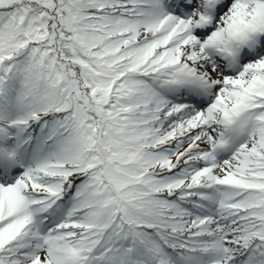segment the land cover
<instances>
[{"label": "snow or ice", "instance_id": "1", "mask_svg": "<svg viewBox=\"0 0 264 264\" xmlns=\"http://www.w3.org/2000/svg\"><path fill=\"white\" fill-rule=\"evenodd\" d=\"M0 264H264V0H0Z\"/></svg>", "mask_w": 264, "mask_h": 264}]
</instances>
